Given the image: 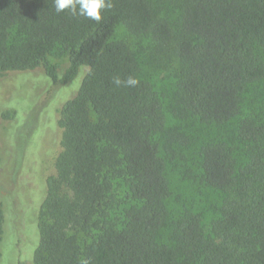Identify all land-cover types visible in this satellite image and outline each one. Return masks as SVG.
<instances>
[{
	"label": "trees",
	"instance_id": "obj_1",
	"mask_svg": "<svg viewBox=\"0 0 264 264\" xmlns=\"http://www.w3.org/2000/svg\"><path fill=\"white\" fill-rule=\"evenodd\" d=\"M159 1L112 0L97 23L56 13L53 0H0V76L41 68L73 91L55 120L60 150L34 264H264V0H174L175 20ZM118 25L177 62L167 101L115 37ZM129 76L133 87L113 82ZM196 124L218 133L195 144ZM190 149L192 175L223 194L205 223L169 206L166 169H184Z\"/></svg>",
	"mask_w": 264,
	"mask_h": 264
},
{
	"label": "rangeland",
	"instance_id": "obj_2",
	"mask_svg": "<svg viewBox=\"0 0 264 264\" xmlns=\"http://www.w3.org/2000/svg\"><path fill=\"white\" fill-rule=\"evenodd\" d=\"M163 4L166 9L160 14L166 13L169 19L175 20L179 10L174 0H163ZM115 37L135 53L141 76L150 79L161 98L167 101L171 82L179 70L177 62L162 54L147 34H134L118 25ZM52 59L60 64V69L67 61L63 54ZM259 87L264 94V80ZM72 92L70 85L53 84L41 68L10 71L0 76V197L4 213L0 264H34L31 258L39 240L37 214L45 193V176L54 172V158L60 150V128L55 120L60 106ZM255 92L247 94L245 112L249 111L247 103ZM256 103L264 107L260 97ZM199 126L194 125L189 132L195 144L209 139V135L205 137L208 130L213 132V137L218 133L214 126ZM192 152V149L186 150L184 169H166L173 191L169 206L173 212L183 206L191 207L203 215L205 223L223 194L192 175L197 171ZM116 194L120 196L121 192ZM79 239L83 243L91 235L80 233Z\"/></svg>",
	"mask_w": 264,
	"mask_h": 264
},
{
	"label": "clouds",
	"instance_id": "obj_3",
	"mask_svg": "<svg viewBox=\"0 0 264 264\" xmlns=\"http://www.w3.org/2000/svg\"><path fill=\"white\" fill-rule=\"evenodd\" d=\"M53 3L56 13L67 11L73 16L83 17L97 23L102 21V13L113 7L112 0H53ZM113 82L117 86L123 83L129 87H133L138 83L132 76L127 77L124 81H121L119 77H115Z\"/></svg>",
	"mask_w": 264,
	"mask_h": 264
}]
</instances>
